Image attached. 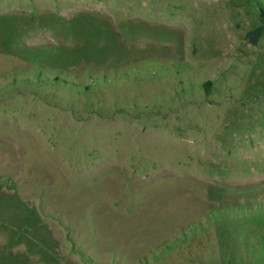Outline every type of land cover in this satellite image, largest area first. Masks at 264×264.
Segmentation results:
<instances>
[{"label": "rangeland", "instance_id": "1", "mask_svg": "<svg viewBox=\"0 0 264 264\" xmlns=\"http://www.w3.org/2000/svg\"><path fill=\"white\" fill-rule=\"evenodd\" d=\"M261 9L0 0V264H264Z\"/></svg>", "mask_w": 264, "mask_h": 264}, {"label": "trees", "instance_id": "2", "mask_svg": "<svg viewBox=\"0 0 264 264\" xmlns=\"http://www.w3.org/2000/svg\"><path fill=\"white\" fill-rule=\"evenodd\" d=\"M260 18H261L262 24L255 27L254 29H252L246 34V40L251 45H254V46L258 44L261 37L264 35V10L263 9H261L260 11ZM209 87H210V84L207 83L204 87L206 92L209 91Z\"/></svg>", "mask_w": 264, "mask_h": 264}]
</instances>
